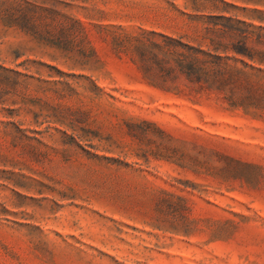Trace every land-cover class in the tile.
Listing matches in <instances>:
<instances>
[{
  "label": "rangeland",
  "instance_id": "374dc122",
  "mask_svg": "<svg viewBox=\"0 0 264 264\" xmlns=\"http://www.w3.org/2000/svg\"><path fill=\"white\" fill-rule=\"evenodd\" d=\"M0 264H264V0H0Z\"/></svg>",
  "mask_w": 264,
  "mask_h": 264
},
{
  "label": "trees",
  "instance_id": "16d2710c",
  "mask_svg": "<svg viewBox=\"0 0 264 264\" xmlns=\"http://www.w3.org/2000/svg\"><path fill=\"white\" fill-rule=\"evenodd\" d=\"M76 24L77 26H81L79 22ZM14 26L18 27V29H22V18L16 19L14 21ZM61 39L60 36H55L51 40L45 41L44 44L54 48H62L64 42ZM240 39L239 42L244 44L247 37L240 36ZM129 40L138 44L136 48H148L152 52L154 51L152 56L154 59L157 54H161L162 58L159 60V64L166 65L171 62L173 67L167 68L165 75H171L173 70H176L177 74L183 76L188 82H194L196 84L203 83L210 87L215 86L217 89L225 86V84L228 83V80L248 79V76L242 70H235L233 67L227 65V58H221L217 55L219 53L224 54L227 49L226 47L219 48L220 46L213 40H208V45L205 46L204 50L202 49L201 44L192 47L188 46L187 43H181L179 40L176 41L165 37H162L160 43L149 42L141 37ZM232 51H234L235 54L245 56L250 60L254 59L253 55L246 54L245 50H241V52H237L236 50ZM246 67L247 66L242 65V68ZM242 103L243 100L238 102L239 105Z\"/></svg>",
  "mask_w": 264,
  "mask_h": 264
}]
</instances>
